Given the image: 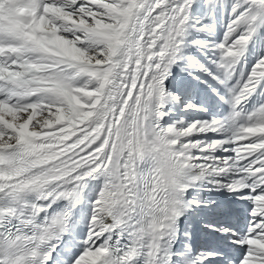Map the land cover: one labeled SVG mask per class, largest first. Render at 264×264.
Masks as SVG:
<instances>
[{
	"label": "snow or ice",
	"instance_id": "snow-or-ice-1",
	"mask_svg": "<svg viewBox=\"0 0 264 264\" xmlns=\"http://www.w3.org/2000/svg\"><path fill=\"white\" fill-rule=\"evenodd\" d=\"M0 264H264V0H0Z\"/></svg>",
	"mask_w": 264,
	"mask_h": 264
}]
</instances>
